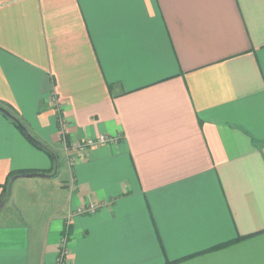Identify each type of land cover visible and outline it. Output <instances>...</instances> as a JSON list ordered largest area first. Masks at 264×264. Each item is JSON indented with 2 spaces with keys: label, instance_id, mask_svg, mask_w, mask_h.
<instances>
[{
  "label": "crops",
  "instance_id": "obj_1",
  "mask_svg": "<svg viewBox=\"0 0 264 264\" xmlns=\"http://www.w3.org/2000/svg\"><path fill=\"white\" fill-rule=\"evenodd\" d=\"M0 107V264H264V0H0Z\"/></svg>",
  "mask_w": 264,
  "mask_h": 264
},
{
  "label": "water",
  "instance_id": "obj_2",
  "mask_svg": "<svg viewBox=\"0 0 264 264\" xmlns=\"http://www.w3.org/2000/svg\"><path fill=\"white\" fill-rule=\"evenodd\" d=\"M0 112L6 116L7 118H9L10 120H12V122L16 123L19 127V129L23 132V134L31 141H34L36 142L31 136L30 134L27 132L26 128L20 124V122L14 117L12 116L7 110L3 109L0 107ZM37 144H39L38 142H36ZM40 145V144H39ZM26 177H40V178H43V177H47L46 175L44 174H18L16 176H13L11 179H10V183L12 181H14L16 178H26ZM1 206V205H0Z\"/></svg>",
  "mask_w": 264,
  "mask_h": 264
},
{
  "label": "built area",
  "instance_id": "obj_3",
  "mask_svg": "<svg viewBox=\"0 0 264 264\" xmlns=\"http://www.w3.org/2000/svg\"><path fill=\"white\" fill-rule=\"evenodd\" d=\"M62 127H63V126H62V124H61V126H60L61 131L63 130ZM62 132H63V131H62ZM109 142H111V140H110L109 138H106V137H104V136H101L97 142H91V141H88V142H86V144H80L78 147H79V148H82L83 146H95V145H98V144H106V143H109ZM86 209H87V211L92 212V211L95 209V207H94L93 205H91V206H89V207L86 208ZM63 254H64V253H63ZM63 254H62V255H63Z\"/></svg>",
  "mask_w": 264,
  "mask_h": 264
},
{
  "label": "trees",
  "instance_id": "obj_4",
  "mask_svg": "<svg viewBox=\"0 0 264 264\" xmlns=\"http://www.w3.org/2000/svg\"><path fill=\"white\" fill-rule=\"evenodd\" d=\"M14 125H15V127L16 128H18L19 129V127H18V125L16 124V123H14V122H12ZM20 130V129H19ZM21 131V130H20ZM22 132V131H21ZM22 134H23V132H22ZM24 135V134H23ZM25 136V135H24ZM34 146H36L37 148H39V149H41V150H46V148H44L42 145H39V144H37L36 142H34V141H31V140H29ZM47 151V150H46ZM14 175H12L10 178H8V180L6 181V183H5V187H6V192H7V188L9 187V184H10V179L13 177ZM6 197H7V194H6ZM4 202V200H0V205H2V203Z\"/></svg>",
  "mask_w": 264,
  "mask_h": 264
},
{
  "label": "rangeland",
  "instance_id": "obj_5",
  "mask_svg": "<svg viewBox=\"0 0 264 264\" xmlns=\"http://www.w3.org/2000/svg\"><path fill=\"white\" fill-rule=\"evenodd\" d=\"M20 180H24L23 178H21Z\"/></svg>",
  "mask_w": 264,
  "mask_h": 264
}]
</instances>
